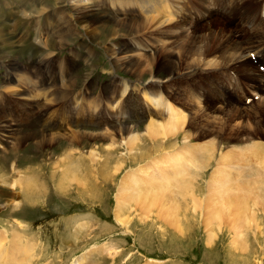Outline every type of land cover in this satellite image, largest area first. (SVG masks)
Returning <instances> with one entry per match:
<instances>
[{
    "label": "rangeland",
    "instance_id": "374dc122",
    "mask_svg": "<svg viewBox=\"0 0 264 264\" xmlns=\"http://www.w3.org/2000/svg\"><path fill=\"white\" fill-rule=\"evenodd\" d=\"M64 3L67 4L65 0H0V108L8 113L5 115L8 118L0 119V135L4 142L11 144L26 135L34 137L26 141L18 151L9 150L8 146V150L2 153L0 148V232H6L1 233L0 238L11 240L13 237L19 244L18 236L21 242L24 241L23 244L33 246L29 264H74L72 261L86 254L91 258L85 264L89 260L93 261L89 264H264V163L263 159H256L252 152L257 144L260 146V156L264 154V106L251 102L252 106L255 105V110L249 108L246 111L242 125H239L240 129L235 121L222 134L212 129L205 130L197 122L190 123L187 116L189 122H186L177 137L165 141L158 134L162 142L158 141V146L154 143L151 125L158 119V112H163L165 108L160 109L151 102L147 103L142 92L136 90L130 93L129 97H132L128 98L129 103L123 107V119H128L129 123L127 129L121 130L114 115L107 113L103 102L101 104L104 97L114 95L113 87L108 84L115 74L136 82L141 88L147 84L137 82L138 76L129 73V69L121 68L120 65L117 66L119 68L115 67L110 47L116 39L111 38L113 32L110 26L99 27V34L95 36L79 24L74 35L64 34V29L63 36L57 38L54 29L58 24H63L64 19L61 21L52 11L63 9ZM91 6L93 13L89 14L106 15L107 4L104 0H94ZM42 7L47 8V14H39ZM226 29L233 31L235 28ZM131 41L127 36L122 44L134 45ZM20 65L29 73L25 79L26 87L34 88L28 77L32 72H36L40 79V89L45 80H52L51 86L47 84L49 87L55 86L57 98L56 102L48 105L49 112L45 113L42 105L40 116L36 115L37 107L34 104L28 107L26 115L20 114L25 109L19 110L20 104L15 101L17 95L5 89V83L10 82V86L19 83L18 74L22 73ZM62 76L66 78L67 89L72 91V95L63 94L65 87L62 86ZM226 77L228 88L234 86L227 74ZM146 78L147 74L144 76ZM72 81L75 84L72 85ZM174 83L172 88L178 90L179 80ZM85 85H90L91 96L81 98L80 107L75 105L73 109V116L77 117L80 113L83 120L92 122L90 128L94 129L78 122L80 125L74 124L71 127L81 130L75 133L76 138L59 137L51 142L50 136L46 134L60 122V109L70 112L72 109L68 105L72 103L74 96L85 90ZM94 92H97L96 95ZM209 92L217 93L216 89L214 92L207 90ZM250 95L252 94L248 96ZM245 96L242 94L241 99ZM93 99L97 100L96 103L100 102L101 106L97 111H94ZM256 99L254 102H257ZM174 102L178 106L185 104L184 100ZM227 107L230 109V105ZM162 116L167 118L169 113L163 112ZM5 119H9L12 127L6 126ZM52 119H55V123ZM98 123L101 130L96 131ZM104 127L106 131L101 133ZM91 131L93 136L92 133L88 135ZM105 134H115L119 144L129 135L140 140L135 147L121 145L117 150H111L106 146L110 139L104 137ZM185 134L191 136L190 144L203 147L201 155L205 156L202 161H195L191 166L188 161L191 156L185 155L188 165L184 167L172 154L176 148L179 151L186 148L183 139ZM231 135L235 138L233 141L229 139ZM43 136L48 139L41 145L38 140ZM93 148L96 149L94 163L88 158ZM232 150L240 151L237 157L240 164L232 162L229 163L230 168L218 171L221 153L228 154ZM118 163L121 166L118 167ZM71 164L77 165L75 170L79 176L87 175L88 186L82 187L79 181L63 182L66 169ZM119 169L121 170L117 173ZM141 169H144L142 173L139 172ZM175 169L179 172L184 169L181 172L183 176L172 192L176 199L180 197L181 206L176 213L182 221V232L177 230L178 226L175 227L174 222L163 221L175 214L167 208L170 198L154 199L153 196L147 198L142 195L130 202L129 210H120L133 218L129 225L130 231H127L122 222L118 223L115 218L119 202L117 197L125 183L129 181L139 186L150 182V187L156 186L159 179L156 175L153 176V172L159 174L161 170V177L168 173L172 178ZM224 169L236 172L239 181L237 194L245 200V204L240 206L243 209L241 213L236 209L239 205L227 201L226 204L223 202L216 206L212 199L216 197V193L208 188L209 180L224 191L227 180L224 179L222 184L218 178L219 173H225ZM93 175L99 176L100 180L97 182ZM152 178L155 179V184L152 183ZM19 181L27 183L20 185ZM35 186L36 189H30ZM125 187L130 189L127 184ZM192 187L194 194L202 195L203 200L195 201L192 198ZM186 191L187 194L183 195ZM205 194L210 195L211 199L208 197V200ZM194 203H200L196 210L191 207ZM162 204L167 207L164 208ZM210 207H216V211ZM207 210L211 214L215 211L211 216L212 225L209 226ZM239 214L242 215V220L238 218ZM210 234H214L213 239ZM209 235L211 244H208ZM5 240L3 243L9 247ZM94 249L92 253L89 252Z\"/></svg>",
    "mask_w": 264,
    "mask_h": 264
},
{
    "label": "bare ground",
    "instance_id": "6f19581e",
    "mask_svg": "<svg viewBox=\"0 0 264 264\" xmlns=\"http://www.w3.org/2000/svg\"><path fill=\"white\" fill-rule=\"evenodd\" d=\"M65 1L67 4L64 3L65 5H63V9L61 8L59 11L55 9L52 11L61 19V21L64 19L63 24H58L54 29L56 37L61 38L64 29V34L71 33L74 35L79 24H82L84 26H82L83 28L89 30L90 33L95 36L99 34V27L110 26L113 32L111 38L116 39L115 42H113L114 40L112 41L113 44L110 47V54L115 67L120 65L119 67L121 68L129 69V73L138 76V79L136 78L138 80L137 82H144L147 84L141 88V85L138 87L139 85H137L136 82L131 81L128 78L117 76L116 74L108 84L109 87H113L114 95L110 96V98L104 97L105 101H103V108L106 109L107 113L110 112L114 115L115 121L120 124L121 130L123 128L127 129L126 126L129 123L128 119H123V107L129 103L130 99L128 100V98L132 97H129L130 93H133L136 90L142 92L147 103L151 102L160 109L165 108L163 109V112L169 113V117L164 118L162 116L163 112L159 111L158 119L151 125V133L153 140L155 141L154 143L156 144L158 141L162 143L158 134L165 141L171 137H177L180 131L186 126L187 116L190 123L197 122L199 123L198 125H201L205 130L212 129L215 130L216 133L222 134L224 132L223 130L230 127L235 121L238 122L237 127L240 129L239 125L242 123L246 111H248L249 108H254L255 110V105L252 106L251 102L256 105L259 104L264 106V77L259 73L248 57V51H256L264 57L262 50L255 46L256 44L264 42V0H214V2H208L207 0H104L107 4V7H105V16L89 14L93 13L91 2H94V0ZM128 6H130V8ZM46 9V7L40 8L39 14L46 13ZM215 12H218V16ZM96 23H100V25H95ZM227 27H233L235 29L233 31H228L226 29ZM127 36L132 40L131 42H133L134 45L126 46L122 44ZM40 38H42V35ZM147 41H150V43ZM48 55H50V53ZM19 67L22 72L18 74L19 83L12 86H10V82L9 84L5 83V89L9 92H14L17 95L15 101L20 104L19 110L21 108L25 109L23 113L19 111L20 114L26 115L28 113V107L34 104L43 105L44 112H49L50 107L48 105L56 102L57 98L55 96L57 92V90L54 89L55 86L49 87V84L51 86L52 80H45L42 89H40V79L38 78V75H36V72V74L32 72L28 77L32 82V85H34V88L26 87V85L24 86V84H27L25 79H27L26 75L29 73L27 74L24 66L20 65ZM160 72L163 73V76L160 75ZM231 72H234L239 78V93L236 92L233 87L228 88L229 82H227L228 79L226 74L229 76ZM146 74L147 78L144 79ZM224 74L225 76H223ZM62 77V86L65 87L63 94L65 96L72 95V91L67 89L66 78H64V76ZM177 80H179V85L177 86L178 90H175L172 87ZM73 83L74 81H72V85ZM20 88H22V91H20ZM89 88L90 85H85V90L81 94L72 98V103L68 105V107L72 109L70 112L60 109L58 115V120H60V122L54 127L52 126L54 130L52 129L49 134H46L47 136H50L51 142L58 140L59 137H65L67 139L76 138L75 133H78L81 130L79 131L78 128L71 129V127L74 124L75 126L80 125L78 122H83L87 128L94 129V127L90 128L92 122L83 120L80 113L77 114V117L73 116V109L75 108V105H78V108L80 107L81 98L85 99L91 96V90H89ZM215 89L217 93H207V90L214 92ZM242 94H245L246 96L249 94H256L258 95V100L256 99L257 102H254L255 99H251L250 102L246 103L244 101L246 96L244 99H241ZM174 100H184L185 104H182L183 106H178ZM96 101L97 100L95 99L94 111H97V108L101 106L100 102L96 103ZM217 104L219 106H217ZM227 105H230V109H228ZM4 108L6 107H3V109ZM147 109L151 110L149 107H147ZM3 111L4 110L0 108V119L4 117L8 118L5 116L8 115V113ZM4 122L7 123V127H12L9 119H5ZM253 122L251 124H253ZM251 124H249L250 127L254 128ZM27 126L29 127V124ZM96 128V131L101 130L100 123H98ZM105 128L106 127L103 128L101 133L106 131ZM191 129L190 131L194 130ZM43 133L45 132L43 131ZM91 133L93 136L94 134L92 131L89 132L88 135H91ZM105 136L110 139V143H107L108 145L106 146L111 150H117L121 145H126L128 148L135 147L140 140L134 135H129L119 144L115 134L113 136L105 134L104 137ZM32 138L34 137L26 135L18 138V140H15L11 144L10 142H4L0 135L1 151L2 153H5V150L8 149L18 151L26 141L28 142L29 139ZM47 139L44 136L40 137L38 143L42 145L47 142ZM183 139L186 148L180 149V151L176 148V151L172 154L173 157L177 158L178 163L184 167L188 165L186 160L187 157L185 155L191 156V158L188 159V161L191 162L189 163L191 166L196 163L195 161H202L205 156L201 155L203 147L201 145L195 146L192 143L190 144L191 136L188 134H185ZM229 139L230 141H233L235 138L231 135ZM116 143L118 144L116 145ZM8 146L10 148L6 149ZM259 147L260 146L256 144V146L253 147L252 152L256 159H263L264 163V154H261L262 156H260ZM239 152L240 151L236 152L232 150L228 151V154L225 153L222 155L223 153H221L220 165H218L217 170L219 171L223 168H230L229 163L232 162L240 164L239 160H237ZM95 154L96 149L93 148L88 157L93 163L96 161L94 158ZM117 166L119 167L121 165L118 163ZM68 167L69 168L66 169V175L62 179L64 180L63 182L66 180L68 182L79 181L82 187L84 185L88 186L89 181L86 178L87 175L83 177L79 176L75 170L77 165L71 164ZM120 170L121 169H119L117 173ZM183 170L184 169L179 172L178 169H175L172 178L168 173L161 177V170L159 171V174L158 172L157 174L156 172H153V176L156 175L157 179H159L156 186L153 185L150 187V182L139 186L129 181L125 183L121 189V194L117 197L119 202L116 205L117 211L115 213V218L118 223L122 222L123 225L126 226L127 231H130L129 225L133 218L131 219L130 215H126V213H121L120 210H129L128 207L130 202L139 199L142 195L147 198L153 196L154 199L170 198L171 200L168 201L169 207H167V205H162L164 208L167 207L168 210L175 212V214L174 216L173 214L170 215L168 219L163 221L165 223H170V221L174 222L173 225L175 227L178 226L177 230L182 232V221L176 213L181 206L179 203L180 197L178 198L176 196V199L172 192L175 191L178 180L183 176L181 174ZM142 171H144V169H141L139 172L142 173ZM224 172L225 173H219L218 175L222 184L225 182L224 179L227 180V185H225L224 191L220 189V186L218 187L209 180L208 188L216 193V197H213L212 199L216 206L219 204L222 205L223 202L226 204L227 201L239 205L236 209L238 208L241 213V210L243 209L240 206L245 204V200L244 197H240L237 194L239 191V181L238 178H236V172L229 169H224ZM69 173L71 174L69 175ZM93 176L97 182L100 180L99 176ZM151 181L153 184L156 183L154 178H152ZM19 182L20 185L27 183V181L25 183L24 181ZM16 183L17 181L14 182V184ZM126 184L130 186V189H126ZM179 185H181V183H179ZM25 187H29V185H25ZM30 189H36V186L31 187ZM168 193L170 195L167 196L166 194ZM186 194L187 191L183 193V195ZM190 195H193L192 198L195 199V201L204 199L202 198V195L199 196L198 194H194V187H192ZM205 195L207 199L210 196L208 194ZM209 199H211V197H209ZM208 203L209 202H207V206H209ZM194 204H192L191 207L196 210V206L200 203ZM183 209L187 212L186 208L183 207ZM215 209L216 207L212 208V210ZM150 210H153V208H150ZM215 211L213 212L215 213ZM159 213H161V211H159ZM207 213H209V218L207 217L208 220L206 219L208 222L205 221L207 222V226H209L212 225L211 216L214 213L211 214L210 211ZM244 213L245 212H243V214ZM184 215L186 216V219H188L187 213ZM159 217H161V215H159ZM238 218L242 220V215L239 214ZM160 219L162 220V217ZM206 222L203 223L206 224ZM1 233L6 232H0V235ZM210 235L208 244H211V238L213 239L214 237V234L211 235V238ZM16 237L19 240V244L16 243V238L13 237L11 240L7 238L6 240H2V237L0 238V264H29L32 255L30 250L33 246L31 247L27 243L23 244L24 241L21 242L22 240L18 236ZM4 240L9 243V247L5 246L6 243H3ZM93 251H95V249L89 252L92 253ZM88 256L89 255L86 254L77 257L72 263L85 264L88 258H91ZM92 262L93 261L89 260L86 264Z\"/></svg>",
    "mask_w": 264,
    "mask_h": 264
}]
</instances>
